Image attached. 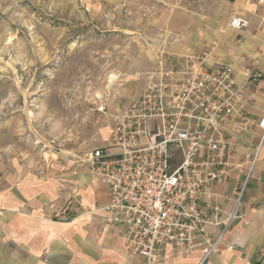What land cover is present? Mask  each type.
Instances as JSON below:
<instances>
[{"label": "rangeland", "instance_id": "rangeland-1", "mask_svg": "<svg viewBox=\"0 0 264 264\" xmlns=\"http://www.w3.org/2000/svg\"><path fill=\"white\" fill-rule=\"evenodd\" d=\"M233 1L0 0V184L84 168L158 57Z\"/></svg>", "mask_w": 264, "mask_h": 264}, {"label": "built area", "instance_id": "built-area-1", "mask_svg": "<svg viewBox=\"0 0 264 264\" xmlns=\"http://www.w3.org/2000/svg\"><path fill=\"white\" fill-rule=\"evenodd\" d=\"M230 26L244 29L248 21L235 15ZM243 75L237 82L234 70L209 61L206 51L162 53L142 92L113 116L106 144L78 156L107 187L104 225L117 232L129 257L159 264L167 245L188 253L204 244L203 262L239 217L254 165L264 158V115L231 209L210 221L199 200L231 171L233 147L249 131L246 101L248 88L263 77L260 59L245 65ZM72 204V197L51 204L52 217L66 219ZM210 223L221 226L214 238L206 230Z\"/></svg>", "mask_w": 264, "mask_h": 264}, {"label": "crops", "instance_id": "crops-1", "mask_svg": "<svg viewBox=\"0 0 264 264\" xmlns=\"http://www.w3.org/2000/svg\"><path fill=\"white\" fill-rule=\"evenodd\" d=\"M235 15L247 19L248 26L232 28L230 20ZM263 17L264 0H234L227 10L208 15L198 24L201 28L193 41L196 47L176 49L183 55L207 46L209 61L229 65L237 82L243 80V68L253 59H260L263 73L259 84L248 88L249 131L233 147L231 171L222 182L209 185L199 200L202 213L210 221H219L231 209L258 139L256 123L264 115ZM183 28L182 33L191 41L187 28ZM231 126L226 125L229 131ZM85 167L73 168L61 178L64 164L55 165L49 173L0 184V264H145L138 257H129L117 232L104 225L107 187ZM70 197L73 204L69 216L53 218L50 205L60 206ZM238 214L205 261L201 262L204 244L188 253L167 245L159 264H264V158L254 165ZM220 229L219 224L206 226L211 238ZM230 242L234 243L231 248Z\"/></svg>", "mask_w": 264, "mask_h": 264}]
</instances>
